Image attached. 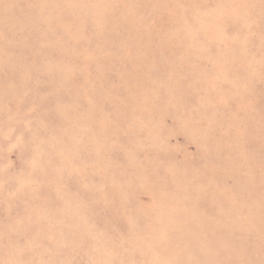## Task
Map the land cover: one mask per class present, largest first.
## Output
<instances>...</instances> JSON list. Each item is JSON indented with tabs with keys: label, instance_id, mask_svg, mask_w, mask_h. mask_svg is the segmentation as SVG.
Masks as SVG:
<instances>
[{
	"label": "rangeland",
	"instance_id": "374dc122",
	"mask_svg": "<svg viewBox=\"0 0 264 264\" xmlns=\"http://www.w3.org/2000/svg\"><path fill=\"white\" fill-rule=\"evenodd\" d=\"M0 264H264V0H0Z\"/></svg>",
	"mask_w": 264,
	"mask_h": 264
}]
</instances>
